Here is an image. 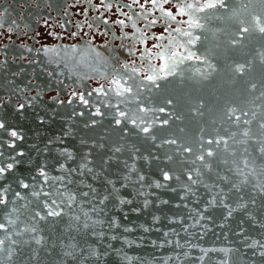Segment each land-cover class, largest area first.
<instances>
[{
    "label": "snow or ice",
    "instance_id": "1",
    "mask_svg": "<svg viewBox=\"0 0 264 264\" xmlns=\"http://www.w3.org/2000/svg\"><path fill=\"white\" fill-rule=\"evenodd\" d=\"M138 0H133V3H137ZM168 0H165L167 3ZM91 4L92 0H88ZM153 6H157V0H151ZM101 6L106 9H111L112 5L110 3H104L101 0ZM142 6V5H141ZM127 7H131L128 5ZM143 7V6H142ZM161 10L163 8L161 6ZM7 13V9L0 11V21ZM177 13L181 15H187L188 20L184 21L188 25V29H182L177 27L172 29L173 32L177 33L180 37L186 39L178 40L176 36H173L169 32V42L168 45H159L161 51L155 55L160 58L163 62L159 66L147 64L144 72L142 73L140 69L133 66L129 71V64L125 63L119 67L112 68L111 79L108 81L109 85L114 87L105 88L104 85H99L98 87L92 88L87 91V93L82 91H77L75 88L66 96L65 99H60V93L57 92L56 96L51 99L53 102L60 106L67 105L69 108L73 105L74 101H78L85 108H94V111H89L87 114L91 117L90 120L84 121V128H94L98 121L95 117H102L108 120L109 125L119 128L123 135H137L142 137L147 142L156 149L166 150L163 152L162 156L153 157L154 159L160 160L165 165L176 164L180 171L186 175L187 180L191 182L192 185L201 184L202 180L193 179V173L197 177H204L208 175L212 178V174L215 173V177L212 178L214 187L220 189L218 193V198L213 197L210 203L213 206H222L226 211V215L223 216L224 220H228L232 217L233 213L237 211V207H233L232 204L227 203L230 194L235 191L236 200L238 207L241 209H247L248 204L245 203V196L243 194V184L249 182L248 176L245 175L244 169H249L248 175L255 174L257 169L255 167L256 160L250 159L253 153L256 154L260 161L261 173H264V118L257 120V113H251V119H249V112L245 111L243 108H238L235 106H229L224 110V118L230 123L231 128L224 127L223 125L217 126L216 120H211L210 123L213 125L212 132L205 135L208 132V127L206 123H201L196 121L198 125V131L196 133L195 139L191 137H185L183 140L172 132H162L161 129L170 128L171 121L175 120L178 122L177 128L179 133H184L185 128L182 125L186 119V113L184 111H176L171 115L168 114L167 109L163 106L155 107L157 102L161 105L173 106L177 102L168 96H148L145 97L143 93L152 92V89L160 90L164 87L161 81H169L170 78H178L179 85H183L193 79H199L202 81H208L220 70L217 63L213 62L212 57L217 51L222 50L225 54L229 50H237L241 54L248 56L246 61H233L228 65L229 72L244 75L246 72L252 70L253 64L258 60L262 69H264V0H256L253 4L252 0L248 3H244L243 0H235L234 4H230L229 0H181V3L177 6ZM203 14V15H201ZM84 15H87V10ZM127 16V13H124ZM168 17L175 20L176 15L172 11L166 13ZM101 16L92 17L93 21H101L104 28V34L107 35L110 31H113L109 27V20L107 18L101 19ZM131 17H129L130 19ZM147 19V16H145ZM219 22V25L216 24ZM13 24L16 23L15 20L12 21ZM47 23V21H45ZM114 24L124 26L125 20H114ZM154 24L155 21H151ZM0 26H3L0 23ZM92 23H88V28H93ZM81 27V25H77ZM98 27V25H97ZM135 27V22L133 23ZM167 31V29H165ZM9 32H12L11 27L8 28ZM78 33L73 32L71 35L75 37ZM114 35V33H113ZM117 39L127 38V33H124ZM160 39V37H157ZM247 41L248 43H244ZM255 41V44L253 42ZM89 44L92 43L91 40L88 41ZM248 44H253L251 49L248 48ZM203 45V51H194L198 46ZM211 45V46H209ZM102 46V45H101ZM57 47L45 48L44 51L47 53H54L58 60L49 59L47 63L49 65H55L58 69L61 66L64 58L67 57L71 60L78 51L77 45L73 44L70 47L64 48L63 57L60 56V52ZM157 47V45H153ZM94 50V49H93ZM31 51V49H29ZM150 52V50H149ZM135 54V53H131ZM99 56V53H97ZM144 53L141 52V59H143ZM82 59V55H81ZM80 61L77 60V64ZM191 62H195L197 65H203V67H193ZM31 63V61H30ZM65 68L68 67L67 63H64ZM181 66H187L185 72L179 71ZM120 69H123L121 72ZM147 73V74H145ZM63 72L55 73L54 71H48L47 75L53 77L54 75H63ZM19 75V73H17ZM74 75V73H73ZM105 77L109 73H103ZM143 75V80H139L138 76ZM72 77L69 76V79ZM131 81V83H130ZM145 81L147 83H145ZM63 84V81H60ZM258 85L252 81H245V88L249 91L256 90ZM97 96L104 97V99L99 101V104L90 101L86 97H92L93 94ZM112 98H109V95ZM257 99H264V91L259 93ZM36 100V97H32L27 103L18 101L14 105V110L17 114L23 113L26 107L32 106L31 101ZM135 104L136 107L133 108L132 105ZM108 109L109 111H102L101 106ZM9 101L0 100V109H8ZM205 103L200 100L193 103L189 109L191 116H205ZM211 111V109H209ZM165 113L168 118L160 119L156 117L155 120L147 118L149 113ZM143 113L144 115H139ZM239 113V114H237ZM84 111H76L72 108L69 118L72 117H84ZM157 121H159L157 123ZM38 122L43 124L45 122L44 116L38 117ZM191 122V120H189ZM132 126V132L128 128V125ZM255 124L256 130H253V125ZM0 131L6 132L12 139L7 141V147L13 149L15 154L9 155L4 151H0V180L4 183H0V233L4 235L0 236V253L6 254L8 259H11L13 253L17 251L13 245H19L20 241L13 239V235L22 236L25 233H37L36 226H29L24 224L23 227H18V222L21 221V208L30 213V221H48L51 220L54 224L56 221H63L65 227L61 231L68 234L69 244L63 253V256L69 257L74 264H88L90 259L99 260L103 256L108 255L107 250L100 251L98 253L94 246L83 247L76 243V235L73 233H80L81 229L84 230L88 235L96 237L97 242L103 241L105 238L110 240H117L118 237L115 234L110 233L113 230H119L121 224L118 223L115 216L108 215L109 204L115 207L116 205H131L133 202L128 199L122 198L118 194V189L116 183L111 178L103 181L106 185V194L102 193L100 189L93 186L92 184H77L76 190H73L70 186L76 181L68 180L67 175L53 176L48 171L47 165L37 164L34 170V175L28 178L23 176H12L11 174L16 171L21 166V159L26 155L25 152L19 151L15 152L16 143L15 141L22 140L20 132L16 129L10 128L3 118H0ZM223 133V134H221ZM123 136L121 137V139ZM56 140L61 144L63 140L60 136L56 137ZM231 141V144L229 143ZM82 144H87L88 141L81 140ZM53 141L49 140L48 145H52ZM93 145L95 142L93 141ZM254 147H251L253 146ZM243 146V152L239 153L242 156L241 163L243 168L237 166L235 170L229 168L228 171H235L238 176L244 177L241 184H237L229 180L227 174L220 175V166L228 165L229 160L225 157L224 153L228 156L235 157L237 155L236 147ZM0 147L3 144L0 143ZM100 148H104L105 145L101 143ZM48 155L51 156V152L48 151L47 147L45 149ZM114 153H121L122 147L116 146L111 149ZM140 149L133 145V156L138 153ZM91 153H87L81 157V163L77 164L76 167L66 166L64 163L60 162L59 157H63L65 160L72 161L75 163V155L72 151L67 148H62L56 156L52 157L57 160L58 171L65 172L66 174H78L79 176H86L92 174L96 179H100L101 176L94 173V169L90 166L92 161L90 159ZM118 159V158H117ZM145 160L148 157H144ZM112 157L102 161V165H107ZM199 164V167L196 165ZM125 167L128 165L125 163ZM135 166L133 165L129 172H135ZM164 181H172L175 179L179 181L181 175L176 171L168 168L160 169ZM103 172V169H102ZM39 178H42V182ZM264 178V177H262ZM123 179L131 180V176H124ZM11 181L10 183L8 181ZM145 180L144 175H138L137 183L143 187V182ZM216 180L223 181L224 185L227 187H222L216 183ZM43 185H48L51 191L44 190ZM63 185V188L57 187V185ZM13 185L19 189L26 190L21 192L19 190L13 191ZM155 188L167 187V185L161 184L160 182L155 183ZM207 187V185H204ZM81 187H87L88 191L80 190ZM186 192H191L194 196L195 193L192 192L191 187L188 184L183 185ZM253 188L256 189L255 194H259L264 197V183L253 182ZM171 191L175 192L176 189L172 188ZM138 195L143 196L142 191L138 192ZM83 198V199H81ZM184 199V197H181ZM17 202L21 203L19 207H16ZM152 202L148 199L143 201V208L147 209ZM161 204L167 205L168 200L160 201ZM252 204L256 203L255 198L251 200ZM88 205L87 209L84 205ZM11 205V207H9ZM185 207H187L185 205ZM207 210V209H206ZM131 212L139 213L141 208L136 207L130 209ZM203 218V216H201ZM123 219H128L127 215ZM159 216H153V221H159ZM178 222V221H170ZM199 223V221H197ZM223 226V225H221ZM144 232H149L150 228L145 227L143 224L139 225ZM42 231V229H41ZM133 227L123 226L124 233H131ZM243 229H241V232ZM173 234L175 230H173ZM163 235L168 237L169 232H164ZM125 243H134V241H129L127 237H123ZM44 237L39 235H32L31 241L24 240L23 243L28 245L30 242L34 241L36 245L43 246ZM61 245H64V240H60ZM156 244V241H152ZM171 243V241H168ZM259 245L261 249H264V243L260 241H253L252 244L247 245L248 248H254ZM177 246H180L179 244ZM55 247V244H53ZM79 248V252L75 249ZM112 245H108V249H111ZM223 251V250H221ZM51 252H49V255ZM254 256L257 255L255 251L252 253ZM187 255V253H185ZM258 255L264 258V251H260ZM32 259L38 258V253L33 249ZM123 259L131 261V257L126 254ZM264 264V261H262Z\"/></svg>",
    "mask_w": 264,
    "mask_h": 264
},
{
    "label": "flooded vegetation",
    "instance_id": "2",
    "mask_svg": "<svg viewBox=\"0 0 264 264\" xmlns=\"http://www.w3.org/2000/svg\"><path fill=\"white\" fill-rule=\"evenodd\" d=\"M229 1L235 3V0ZM243 2L245 3L246 0ZM104 3H110L112 8L106 9L101 6V0H92L91 4L88 0H0V11L7 9L3 20L0 21L3 24L0 26V100L9 101L8 109H0V118H3L10 128L18 130L23 137L22 140L15 141V152L26 153L20 158L21 166L11 174L12 176L31 177L35 174L37 164H46L48 170L55 165L58 168L57 160L52 157L62 148H67L73 153L76 150V134L84 131L81 128L84 127V121L91 119L87 113L94 111V108H85L78 101H74L71 108L67 105L60 106L51 99L57 95V92L60 93V99H65L73 88L87 93L101 84L106 89L114 87L108 83L113 67L127 63L130 71L134 61V66L143 73L147 64L159 66L163 62L155 54L161 51L159 45H168L169 32L178 40L186 39L172 31L177 27L188 29V25L183 22L189 17L177 13V6L181 0H168L167 3L165 0H157V6H153L151 0H138L137 3H133V0H104ZM128 5L131 7H127ZM86 10L87 15H84ZM168 11L176 15L175 20L166 15ZM124 13H127V16ZM101 14V19L107 18L109 27L113 30L107 35L104 34L105 25L101 21L92 20V17ZM121 19L126 21L124 26L112 23ZM13 20L16 21L15 24L12 23ZM151 21L155 23L151 24ZM134 22L135 27H133ZM88 23H92L93 28H88ZM216 24L219 25V22ZM9 27L13 29L12 32L8 31ZM73 32L78 34L73 37L71 35ZM124 33H127V38H116ZM89 40L92 41L91 44L88 43ZM73 44L77 45L78 51L71 60L65 57L58 69L54 64L47 63L49 59L58 60L59 57L54 53L45 52V48L60 46L58 51L63 57L64 48ZM194 51L202 52L203 45L198 46ZM141 52L144 53L143 59ZM215 57L216 55L212 57L213 62L219 65L220 70L213 74L210 80L193 79L181 87L178 78H170L169 81H161L164 85L162 89H152L151 93L145 91L143 95L173 98L177 102L173 106L161 105L159 102L153 106L165 107L169 115L176 111H184L186 117H189L185 119V124L189 120L196 122L199 119L203 123L210 124L208 122L215 119L220 125V121H227L224 118V110L227 107L241 108V98L244 97V104L248 102L250 108L251 95L245 88V81L250 80L251 71L238 75L228 70V65L233 61L243 62L248 58ZM77 60L80 61L78 64ZM64 63L68 64L67 68L63 66ZM191 63L193 67H203L195 62ZM186 67L181 66L179 71L185 72ZM120 70L123 72V69ZM48 71L64 74L49 77ZM105 72L109 73L107 77L103 75ZM69 76L72 78L69 79ZM138 79L143 80V75L138 76ZM60 81L64 83L61 84ZM32 97H36V100L31 101L35 107H26L23 113L17 114L14 105L18 101L27 103ZM86 98L97 104L104 99L95 93L92 97ZM109 98H112L111 93ZM200 100L205 103V116L192 117L189 109L193 103ZM100 106L102 111H109ZM132 107L135 108L136 105L133 104ZM72 108L78 112L84 111L85 116L69 118ZM39 116L45 117L43 124L38 122ZM156 117L161 120L168 118L165 113L160 112L149 113L147 118L155 120ZM95 119L98 123L94 128L109 124L108 120L102 117ZM170 123V128H164L165 133H175V129H178V122L173 120ZM94 128L87 129L90 131ZM57 136L63 140L62 144L56 140ZM11 139L6 132L0 131V143L3 144L0 151L9 155L15 154L13 149L7 147L6 142ZM65 139L68 140V144L65 143ZM49 140L53 141L52 145H48ZM46 147L51 152V156L45 151ZM66 161L74 167L72 161ZM0 183L4 181L0 180ZM17 190L26 191L13 185V191Z\"/></svg>",
    "mask_w": 264,
    "mask_h": 264
},
{
    "label": "water",
    "instance_id": "3",
    "mask_svg": "<svg viewBox=\"0 0 264 264\" xmlns=\"http://www.w3.org/2000/svg\"><path fill=\"white\" fill-rule=\"evenodd\" d=\"M248 2L249 0H246L245 3ZM229 3L234 4L231 1ZM252 3L255 4L256 0H252ZM244 43L248 42L245 41ZM253 44H255V41ZM253 44H248V48L251 49ZM215 55V58H249L237 50H229L227 54L219 50ZM250 81L258 85L256 90L250 91V108L248 102L246 105L244 104V97L241 98L240 106L249 112V119H251V113L256 112L257 120H259L264 118V99H257L259 93L264 91V69H262L258 60L252 66ZM186 118L189 119V117ZM220 122V125L231 128L228 121ZM216 124L220 126L218 123ZM181 126L185 128V132L179 133L178 129H175L178 137L182 140L185 137L195 139L198 131L196 122H186ZM207 127L208 132L205 135L212 132L213 125L207 124ZM81 128L84 131L76 134L77 147L74 151L75 163H73V166L76 167L77 164L81 163V157L90 152L92 161L90 166L94 169V173L100 175L101 178L96 179L92 174L86 176H79L75 173L66 174L56 170L58 169L56 165L48 171L53 176L67 175L68 180L76 181L70 186L73 190H76L77 184L83 182V184H92L104 194H106L107 186L103 184V181L111 178L116 183L118 194L122 198L133 202L127 206L116 205L113 207L109 204L108 215L115 216L118 223L122 225L119 230H113L110 233V235H117V240L105 238L103 241L97 242L96 237L88 235L83 229L80 233H73L76 235L75 242L80 246H94L98 253L103 250L108 251L107 256H103L99 260L90 259L88 264H262L264 258H261L258 253L264 251V249H261L259 245L254 248L247 247L253 241L264 243V197L259 194L254 195L257 190L253 188V182L264 183V178H262L264 173H261L260 161L255 153L252 154L250 159L256 160V173L248 175L249 169H244L249 182L243 184L242 188L245 196L244 202L248 204V207L246 210L238 207L236 193L233 191L226 202L232 204L233 207H237V211L228 220H224L223 216L226 215V211L223 207L219 205L214 207L213 203H210L213 197L218 198L220 191L219 188L214 187L212 182L215 173L212 174V178L208 175L197 177L193 173V179L202 180L203 182L192 185L176 164L165 165L160 160L154 159L153 157L162 156L166 150L154 148L151 143L142 137L132 134L123 135L119 128L109 124L107 126L101 125L90 131L87 128ZM128 128L131 133L133 131L132 126L128 125ZM253 130H256L255 124ZM161 131L165 132L164 129H161ZM81 140H86L88 143L82 144ZM93 141L95 145H93ZM65 143L68 144V140ZM101 143L105 145L104 148L99 147ZM229 143L231 144V141ZM133 145L140 149L135 156H133ZM116 146L122 147L121 153L111 151ZM234 147H236L237 155L231 157L224 153L229 160V164L220 166V175L227 174L230 181L239 185L244 177L236 175L235 171H228L229 168L235 170L237 166L243 168L242 156L239 155L243 152V146ZM251 147H254V145ZM108 157H112V160L107 165H102V161ZM144 157H148V159L145 160ZM59 159L66 166L72 165L63 157H59ZM125 163L128 165L127 168ZM133 165L136 171L129 172ZM196 167H199V164ZM161 168H165V170L171 168L181 175V179L179 181L175 179L164 181L160 171ZM126 175L131 176L130 181L123 179ZM138 175L145 176L143 187L137 183ZM40 180L42 182V178ZM157 181L167 185V187L155 188L154 185ZM216 183L222 187H227L223 181L216 180ZM184 184L191 187L192 192L195 193L194 196L191 192H186L183 187ZM204 185H207V187ZM42 187L44 190L51 191L48 185L42 184ZM57 187L63 188V185L58 184ZM172 188H175L176 191H171ZM80 190L88 191V188L81 187ZM139 191H142L144 195H138ZM181 197H184V199H181ZM253 198L256 200L255 204L251 203ZM145 199L152 202L147 209L142 207ZM162 200H168L169 203L167 205L161 204L160 201ZM15 206L19 207V202ZM87 207L88 205L85 204L84 208L87 209ZM136 207L141 208L139 213L130 211V209ZM21 213H23L21 215L23 223L18 222V227H23L24 224L36 226L37 233H25L22 236L13 235V239L20 241L19 245H13L17 251L13 253L11 259H8L6 254L0 253V264H74V261L69 257L63 256L69 244L68 234L61 231L65 227L63 221L58 220L55 224L51 220L30 221L28 211L21 208ZM125 215L128 217L126 220L123 219ZM153 216H159L160 220L154 222ZM141 224L149 227L150 231L144 232L139 227ZM125 225L133 227L130 234L123 232V226ZM241 229H243L242 232ZM173 230L176 234H173ZM164 232H169L170 235L165 237ZM2 235L4 233L0 236ZM32 235L44 237L43 246L36 245L34 241L28 245L23 243L24 240L31 241ZM123 237H127L129 241H134V243H125ZM61 239L64 240V245H61ZM152 241H156V244H153ZM168 241H171V243H168ZM53 244H55V247H53ZM109 244L112 245L111 249H108ZM178 244L180 246H177ZM33 249L38 253L36 259L31 258ZM75 251L79 252V248ZM253 251L257 255L254 256ZM49 252H51L50 255ZM125 254L132 258L130 262L123 259Z\"/></svg>",
    "mask_w": 264,
    "mask_h": 264
}]
</instances>
